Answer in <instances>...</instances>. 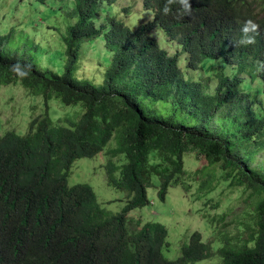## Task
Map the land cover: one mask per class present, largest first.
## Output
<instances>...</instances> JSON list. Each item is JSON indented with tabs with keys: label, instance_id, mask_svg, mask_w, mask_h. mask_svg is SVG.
Masks as SVG:
<instances>
[{
	"label": "trees",
	"instance_id": "obj_1",
	"mask_svg": "<svg viewBox=\"0 0 264 264\" xmlns=\"http://www.w3.org/2000/svg\"><path fill=\"white\" fill-rule=\"evenodd\" d=\"M114 1L73 0L70 14L77 20L63 35L68 57L60 73L7 51L0 34V85L20 81L44 105L26 131L0 132V212L6 202L15 205L0 216V264H264V171L251 163L264 147V104L240 88L242 72L264 81V13L253 12L254 0H189L191 15L179 0H142L151 18L132 27L109 13L96 25L101 3ZM249 19L259 25L255 43L238 46ZM156 26L181 44L187 68L221 57L238 73L215 72L213 88L201 73L186 76L179 52L161 47L151 33ZM101 34L111 52L102 82L74 76L78 40ZM17 62L31 65L27 76L13 71ZM138 95L167 101L168 111L145 109ZM53 97L80 103L82 111L53 120ZM177 110L190 121L177 118ZM114 131L116 145L103 166L106 182L126 191L115 212L100 205L89 183L67 182L74 159L103 150ZM190 151L210 165L199 187L210 190L215 179L249 188L255 225L247 227V237L219 229L215 240H203L195 230L169 258L162 249L168 247L164 223L133 221L128 211L147 203L152 174L164 199L167 188L181 181L183 155Z\"/></svg>",
	"mask_w": 264,
	"mask_h": 264
},
{
	"label": "rangeland",
	"instance_id": "obj_2",
	"mask_svg": "<svg viewBox=\"0 0 264 264\" xmlns=\"http://www.w3.org/2000/svg\"><path fill=\"white\" fill-rule=\"evenodd\" d=\"M253 12L261 16L264 13V0L253 1ZM103 6V8H102ZM127 6L124 11L122 8ZM73 0H0V34L6 35L4 47L7 51L16 52L24 58L32 59L43 68L57 72L64 71V63L68 57L66 41L63 35L68 26L77 20L75 14H70ZM115 14L129 26L151 18L152 12L142 5V0H115L113 3L102 2L96 25L105 22L107 16ZM151 33L157 38L161 47L170 52L179 51V64L186 76L202 79L215 86L214 73L221 70L232 76L237 72L234 64L225 62L221 57H205L200 62L201 67L191 69L186 67V53L181 44L169 40L164 31L156 26ZM79 60L73 75L78 78H88L95 83H101L104 69L110 59L111 52L104 43L103 35L92 38H80L77 42ZM207 75H211L207 79ZM242 82L240 88L249 91L260 98L258 104H264V81L258 76L252 77L247 72L240 73ZM140 104L145 108H156L159 112L168 111V102L152 100L138 95ZM43 99L40 94L32 93L19 81L0 85V132L7 129L22 133L27 129L30 117L43 113ZM81 104H65L58 98L49 100V115L54 120H63L66 114H75ZM177 118L190 121L185 113L177 110ZM264 139V135H263ZM116 145L115 131L104 149L93 156H82L74 159L67 176L68 184L87 182L95 191L100 205L106 210L119 211L126 199V191L106 182L103 164L107 161L109 148ZM250 148L253 143L248 145ZM114 158V157H113ZM185 172L181 181L167 188L164 199L157 195L159 177L152 174L147 187L148 201L145 205L134 207L128 211L133 221L138 218L140 223L147 220H157L167 227L166 239L168 247L162 248L163 253L174 258L180 253V246L188 240L191 232H201L203 240H215L219 237L216 231L225 229L228 234L241 237L248 235L247 227L254 226V200L249 195V188L230 185L227 181L213 180V188L200 186L206 177L204 171H209L210 165L203 156L194 151L183 155ZM251 163L264 171V147L254 152ZM205 165V167H203ZM217 202L216 205H213ZM223 214L220 218L219 215ZM140 223H133L138 226ZM221 241V240H220Z\"/></svg>",
	"mask_w": 264,
	"mask_h": 264
},
{
	"label": "clouds",
	"instance_id": "obj_3",
	"mask_svg": "<svg viewBox=\"0 0 264 264\" xmlns=\"http://www.w3.org/2000/svg\"><path fill=\"white\" fill-rule=\"evenodd\" d=\"M172 2H173V0H168V3L169 4L172 3ZM179 2L183 6L184 13H186L188 15H191L192 5L189 3V0H179ZM164 11L167 13L169 11V9L167 7H165ZM258 32H259V25L258 24H256L251 19L245 21L243 27L241 28V33H242L241 38L238 41H236L237 45L239 46V45H248V44L255 43L256 34H258ZM12 69H13V71H15L16 73L20 74L21 76H27L28 75V72L31 69V65H23L22 66L19 62H17L16 64H14L12 66ZM214 76H215V73H214ZM9 83H13V82H9ZM14 206H15L14 204L11 205L10 202H6V205L3 208L2 213L0 212V216L9 213L10 210Z\"/></svg>",
	"mask_w": 264,
	"mask_h": 264
}]
</instances>
